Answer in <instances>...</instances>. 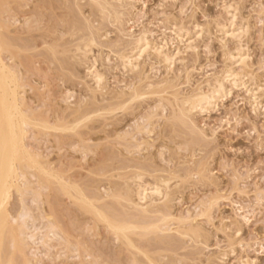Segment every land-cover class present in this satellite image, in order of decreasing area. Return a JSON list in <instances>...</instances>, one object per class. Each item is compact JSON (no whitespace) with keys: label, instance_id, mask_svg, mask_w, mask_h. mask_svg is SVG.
Instances as JSON below:
<instances>
[{"label":"rangeland","instance_id":"374dc122","mask_svg":"<svg viewBox=\"0 0 264 264\" xmlns=\"http://www.w3.org/2000/svg\"><path fill=\"white\" fill-rule=\"evenodd\" d=\"M0 27L27 123L3 264H264V0H0ZM156 182L166 198L138 201Z\"/></svg>","mask_w":264,"mask_h":264},{"label":"bare ground","instance_id":"6f19581e","mask_svg":"<svg viewBox=\"0 0 264 264\" xmlns=\"http://www.w3.org/2000/svg\"><path fill=\"white\" fill-rule=\"evenodd\" d=\"M131 1V0H130ZM228 8H231V7H228ZM227 8V9H228ZM236 8H234L235 10ZM231 10V9H230ZM230 14V12H228ZM227 13V14H228ZM228 14V15H229ZM237 14V13H236ZM231 16V15H230ZM232 17L233 19H235V15L232 14ZM235 17V18H234ZM237 19V18H236ZM232 21V20H230ZM235 20H233L231 22V25H230V29L232 30L233 28H231L234 24ZM226 22V21H225ZM222 23V22H221ZM230 23V22H229ZM218 24V23H217ZM220 24V23H219ZM237 24V23H236ZM3 27V25H2ZM198 27V26H197ZM236 27V26H235ZM240 27V26H238ZM4 28V27H3ZM177 28V27H176ZM183 28V27H182ZM219 28H221L219 26ZM226 27L223 28L222 32L224 31ZM229 27H227L226 29H228ZM1 29V27H0ZM72 29V28H71ZM70 29V30H71ZM222 29V28H221ZM229 29V30H230ZM237 29V28H236ZM228 30V31H229ZM185 31V29H184ZM187 31V30H186ZM220 31V30H219ZM238 31V30H236ZM243 32V30H241ZM1 32V31H0ZM235 33V31H233ZM239 33V37H240V31H238ZM2 33V32H1ZM230 33H232L230 31ZM178 35V33H176ZM229 35V33L225 30L224 32V36L225 35ZM233 34V33H232ZM181 35V34H180ZM183 35V34H182ZM185 35V34H184ZM195 35V34H194ZM146 37V35H144ZM236 37V33L235 35H233ZM237 36V37H238ZM4 37V36H3ZM6 37V36H5ZM145 37H140L141 39H138V41H136V44H135V48L132 50L133 54L130 53V55H127L126 56L124 55L122 57V60L125 64V66H135L134 64L137 63V60L140 59L141 60V57H143L145 54H147V52H149V50L151 51V44L149 43L150 41H148ZM182 37V36H181ZM185 37V36H184ZM223 37V36H222ZM234 37V38H235ZM236 37V39H237ZM238 37V38H239ZM94 38V37H93ZM194 38V37H193ZM199 38V36H198ZM224 38V37H223ZM226 38V37H225ZM8 39L7 37L5 38V40ZM185 39V38H184ZM183 39V40H184ZM228 39V38H227ZM243 39V38H242ZM182 39H180L181 41ZM188 40V39H187ZM179 41V42H180ZM224 41H227V40H224ZM242 41V40H241ZM9 42V41H8ZM156 42V41H155ZM193 42V41H191ZM237 42V41H236ZM239 42V41H238ZM165 43V42H163ZM184 43V42H182ZM181 43V44H182ZM194 43V42H193ZM187 44V43H186ZM240 44V43H239ZM7 45L4 40L2 39V36L0 35V52H1V49L2 48H8V46H5ZM9 45V44H8ZM95 45V44H94ZM151 45V46H150ZM191 45V44H190ZM5 46V47H4ZM10 46V45H9ZM165 46V45H164ZM162 46V47H164ZM161 47V46H160ZM167 47V46H166ZM166 47H164L163 49H165ZM192 47H195V46H192ZM186 48V47H185ZM245 48V47H244ZM9 49V48H8ZM183 49V47H182ZM189 49H190V46H189ZM237 49H238V46H237ZM167 50V49H166ZM184 50V49H183ZM187 50V49H186ZM243 50V49H242ZM242 50L240 52H242ZM153 51V49H152ZM154 55L157 54L159 56V59L160 60H163L164 63H166L167 65L171 66L172 63H173V58L169 56V54L167 55L166 53L168 52H164L163 53V50H161L160 48L155 49L154 47ZM189 51V50H188ZM193 51V49H192ZM234 51V50H233ZM177 52V50H176ZM244 52V51H243ZM2 53V52H1ZM1 53H0V264H3L2 263V249L4 248V242H5V238L8 237L5 233V230H6V227H7V220L8 218L6 217L7 215V204H8V201L11 197V192H12V189L14 188L15 186V180H17L16 178L17 177V165L18 163L25 157H27V152L25 151V147H24V143H23V124L24 122L26 123V120L24 121L23 118H21L22 114L20 115V112H19V103H18V99H17V95L16 93V90L14 89V86H16V82L14 81L15 80V75L13 77L10 69L6 66V64L4 63V60L1 56ZM86 53V52H85ZM153 53V52H152ZM169 53V52H168ZM230 53V52H229ZM237 53V51H236ZM235 53V54H236ZM81 54V53H80ZM177 54V53H176ZM175 54V55H176ZM238 54V53H237ZM248 54V53H247ZM84 55V54H83ZM156 55V56H157ZM172 55V54H171ZM179 55V54H177ZM176 55V56H177ZM87 56V54H86ZM226 56V55H225ZM229 56V55H228ZM231 56V55H230ZM233 56V55H232ZM237 56V55H236ZM235 56V57H236ZM246 57V56H245ZM243 55H239L237 56V58H234V61L236 62V66L239 64V66L244 63H246L245 60H247ZM79 58V57H78ZM82 58V57H81ZM88 58V57H87ZM155 58V57H154ZM162 58V59H161ZM175 58V57H174ZM230 57H228L229 59ZM232 58V57H231ZM230 58L231 61H233L232 59ZM250 58V57H249ZM93 59V58H92ZM98 59V58H97ZM83 60V59H82ZM89 60V59H88ZM177 60V59H176ZM227 60V58H226ZM250 60V59H249ZM81 61V59H80ZM136 61V63H134ZM139 61V60H138ZM176 62V61H175ZM92 63V62H91ZM234 63V62H233ZM88 64V63H86ZM162 64V63H161ZM175 64V63H174ZM85 65V64H84ZM137 65V64H136ZM138 65H139V62H138ZM250 65V64H249ZM88 66V65H87ZM244 66V65H243ZM89 67V66H88ZM136 67V66H135ZM232 67V66H231ZM133 68V67H132ZM169 68V67H168ZM233 68V67H232ZM247 68V66H246ZM245 68V69H246ZM136 69V68H135ZM236 69V68H235ZM133 70V69H132ZM139 70V69H137ZM168 70V69H167ZM243 70V69H242ZM247 70V69H246ZM135 71V70H134ZM237 71V70H236ZM235 70L233 69H228V71L224 72L225 74V77L222 76V78L224 77V82H228L230 84H232L231 86L234 88L239 86L241 87H244L246 84L243 83L244 79L242 77H240L239 73H237ZM88 72V71H87ZM89 73L91 74V77L94 81V83L96 84L95 86H97V88L100 89V87L103 86V81H104V77L103 75L97 71L95 69V62L93 61V63L91 64V66L89 67ZM223 73V72H222ZM247 73V72H246ZM252 73V71L250 72ZM241 74V73H240ZM248 74V73H247ZM246 74V75H247ZM242 76V75H241ZM251 76V75H250ZM249 76V77H250ZM253 77V76H252ZM221 78V79H222ZM14 79V80H13ZM243 79V81H242ZM251 81V80H250ZM213 82V81H212ZM215 82V81H214ZM223 81L219 82V80L216 82L215 86L214 87H211V90L208 88V91L209 92H203L200 91L199 93H197L195 96H191L192 98H190L189 100L185 101L186 103V110L188 112V114L192 113L193 112H200V114H202L203 112H207L208 109L214 105H216L217 103V100L219 98H222L223 96H226L225 94L227 92V89H226V84H224ZM225 82V83H226ZM14 83V86H12ZM210 83V81H209ZM227 83V84H228ZM250 83V82H249ZM253 84V83H252ZM210 85V84H209ZM248 85V84H247ZM152 86V85H150ZM213 86V85H212ZM148 87V85H147ZM206 87V86H205ZM210 87V86H209ZM238 88V87H237ZM247 88V86H246ZM200 90V89H199ZM252 90V89H251ZM248 92V91H247ZM250 93V92H249ZM257 93V92H256ZM253 92V95H251L252 97L255 96L254 94H256ZM252 94V93H250ZM249 94V96H250ZM258 94V93H257ZM229 95V94H228ZM250 96V97H251ZM259 96V95H258ZM251 97V98H252ZM224 98V97H223ZM250 98V99H251ZM254 98H259V97H254ZM20 100V99H19ZM220 100V99H219ZM251 101H255V100H251ZM257 103V101H255ZM254 102V103H255ZM255 103V104H256ZM254 105V104H253ZM257 106V105H256ZM258 107V106H257ZM213 108V107H212ZM216 108V107H215ZM260 109V108H259ZM21 110V109H20ZM199 114V113H198ZM24 117V115H23ZM192 117V116H191ZM27 124V123H26ZM33 156V155H32ZM32 158V157H30ZM26 159V158H25ZM36 160V159H35ZM30 162V161H28ZM36 162V161H35ZM21 163V162H20ZM34 163V162H32ZM37 165H39L37 163ZM42 169V168H41ZM40 170V169H39ZM43 170V169H42ZM41 171V170H40ZM44 172V171H43ZM45 173V172H44ZM47 173V172H46ZM52 174V173H51ZM46 175V174H45ZM54 175V174H53ZM52 175V176H53ZM48 176V175H47ZM51 176V175H50ZM49 177V176H48ZM54 178V177H53ZM63 181V180H62ZM63 183V182H62ZM65 184V183H64ZM154 184V183H152ZM151 184V185H152ZM139 185V184H138ZM150 185V184H149ZM159 185V184H158ZM157 185V182L155 185L153 186H149L147 187L146 184L143 185V186H140V189H138V194H137V197H138V201H142V204H143V201L145 203V201H147L148 199L151 200V204L152 203H155L156 202V199L154 198H160L163 196V198L165 199L166 197H164L163 195V192H162V187H159ZM62 186H64L62 184ZM16 187V186H15ZM128 186H126L127 188ZM17 188V187H16ZM125 188V189H126ZM65 189V188H64ZM164 189V188H163ZM166 190V189H165ZM164 190V192H165ZM66 191V190H65ZM132 192V191H131ZM134 192V190H133ZM68 193V192H67ZM130 193V192H129ZM132 198V197H131ZM135 199V198H134ZM164 199H158L159 201L161 200H164ZM157 200V202H158ZM135 201V200H134ZM137 201V203H138ZM140 204V202H139ZM146 205L148 204L145 203ZM143 205L146 206V205ZM88 205V204H86ZM141 205V204H140ZM92 206V205H91ZM89 206V207H91ZM139 206V205H138ZM142 206V205H141ZM140 206V207H141ZM151 206V205H149ZM94 212H97V211H94ZM98 214V213H97ZM97 214L95 216H97ZM103 214V213H101ZM100 215V214H99ZM101 216V215H100ZM99 217V216H98ZM100 218V217H99ZM98 218V219H99ZM102 218H103V215H102ZM106 218V217H105ZM104 219V218H103ZM101 220V219H100ZM102 221V220H101ZM107 221V219L105 220V222ZM108 222H111L108 220ZM112 224V223H111ZM120 225V224H119ZM111 226V225H109ZM115 226L116 224H114V229H115ZM122 226V225H121ZM120 226V227H121ZM125 226V225H123ZM112 228V227H111ZM119 227L117 226V229ZM127 228V226L125 227ZM116 229V230H117ZM129 229V228H128ZM119 232L120 231V228L118 229ZM122 231L123 228H122ZM127 231V230H126ZM118 232V231H117ZM122 233V232H121ZM120 233V234H121ZM125 233V232H124ZM123 233V234H124ZM122 234V236H123ZM6 235V237H5ZM9 235V234H8ZM12 235V234H11ZM119 235V234H118ZM14 236V235H13ZM18 236V235H17ZM120 236V235H119ZM11 238V236H9ZM13 239V238H12ZM126 239V238H124ZM14 240V239H13ZM20 240V239H19ZM18 240V241H19ZM17 241V240H16ZM14 242V241H13ZM20 243V241H19ZM130 243V242H129ZM14 245V243H13ZM19 248V247H18ZM17 250V249H16ZM223 257V256H222ZM221 259V258H220ZM225 262V261H224ZM13 262L10 261L9 264H12ZM14 264V263H13Z\"/></svg>","mask_w":264,"mask_h":264}]
</instances>
